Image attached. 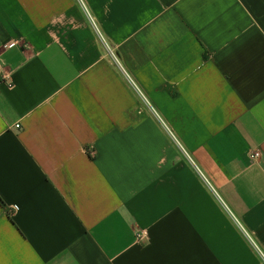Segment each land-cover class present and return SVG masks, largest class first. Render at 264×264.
Here are the masks:
<instances>
[{
  "label": "crops",
  "instance_id": "crops-1",
  "mask_svg": "<svg viewBox=\"0 0 264 264\" xmlns=\"http://www.w3.org/2000/svg\"><path fill=\"white\" fill-rule=\"evenodd\" d=\"M0 264H264V0H0Z\"/></svg>",
  "mask_w": 264,
  "mask_h": 264
},
{
  "label": "built area",
  "instance_id": "built-area-1",
  "mask_svg": "<svg viewBox=\"0 0 264 264\" xmlns=\"http://www.w3.org/2000/svg\"><path fill=\"white\" fill-rule=\"evenodd\" d=\"M14 43H8L7 45H5V48H9V47H12ZM17 128L19 127V125L16 126ZM250 158L253 160V161H259V160H262L263 156L261 153L259 152H253L251 153L250 155ZM147 232L146 231H142L140 233H138L136 235V238L140 241L142 239H144L145 237H147Z\"/></svg>",
  "mask_w": 264,
  "mask_h": 264
}]
</instances>
